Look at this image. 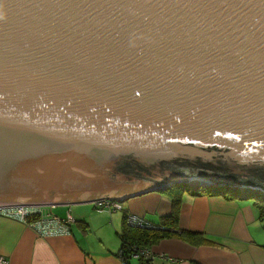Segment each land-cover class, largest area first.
Returning <instances> with one entry per match:
<instances>
[{
    "label": "water",
    "instance_id": "95a60500",
    "mask_svg": "<svg viewBox=\"0 0 264 264\" xmlns=\"http://www.w3.org/2000/svg\"><path fill=\"white\" fill-rule=\"evenodd\" d=\"M177 184L264 194V0H0V206Z\"/></svg>",
    "mask_w": 264,
    "mask_h": 264
},
{
    "label": "crops",
    "instance_id": "0c3cea01",
    "mask_svg": "<svg viewBox=\"0 0 264 264\" xmlns=\"http://www.w3.org/2000/svg\"><path fill=\"white\" fill-rule=\"evenodd\" d=\"M180 190L172 186L133 196L120 203L119 212H98L92 203L71 206L66 212L75 222L69 235L40 237L31 227L0 217V256L9 264H123L116 253L127 213L157 225L176 216L181 231L202 234L199 245L179 236L159 240L151 246L152 264H264V220L254 205L264 198L249 190L232 197Z\"/></svg>",
    "mask_w": 264,
    "mask_h": 264
},
{
    "label": "built area",
    "instance_id": "2783aa9c",
    "mask_svg": "<svg viewBox=\"0 0 264 264\" xmlns=\"http://www.w3.org/2000/svg\"><path fill=\"white\" fill-rule=\"evenodd\" d=\"M193 186L201 188L196 184ZM241 191L247 190L244 189ZM93 205L98 212H112L122 210L120 202L114 200H100L93 203ZM52 210L53 207L0 206V217L21 222L31 227L40 237L68 235L72 224L75 222L74 218L69 212H66V215L63 218L59 217L53 214ZM127 223L131 227L141 229L151 227L158 228V226H154L153 224L146 221L143 217L133 214H127ZM129 254H131V259L137 261L139 259L152 261L156 257V255H154L152 250L149 248L130 247ZM0 264H9V262L4 257L0 256Z\"/></svg>",
    "mask_w": 264,
    "mask_h": 264
},
{
    "label": "trees",
    "instance_id": "16d2710c",
    "mask_svg": "<svg viewBox=\"0 0 264 264\" xmlns=\"http://www.w3.org/2000/svg\"><path fill=\"white\" fill-rule=\"evenodd\" d=\"M175 186H177V188H180L182 192L186 191L193 193L195 195L207 194V195H223V196L225 195L227 197H232V196H236L235 192L241 191L228 187H218V186H212L207 188H197L196 186L190 184L189 185L177 184ZM253 191L256 192V190ZM256 197L259 198L257 194ZM254 205L258 210L259 219L264 220V199L256 200ZM123 216H124L123 223L119 232L120 248L117 256H119L118 258L124 264H130L131 260H133L130 257L131 254H129L130 247L151 249V246L156 244L159 240L167 237L169 238L172 236L182 237L183 239L192 242L194 245H199L203 242V237L201 233L181 231L176 225V221H177L176 216L170 217L168 222H164L160 225L153 224L154 226H158V228L151 227L144 229L129 226V224L127 223V214L124 213ZM70 233H71V229L69 234ZM138 264H152V261L139 259Z\"/></svg>",
    "mask_w": 264,
    "mask_h": 264
},
{
    "label": "rangeland",
    "instance_id": "374dc122",
    "mask_svg": "<svg viewBox=\"0 0 264 264\" xmlns=\"http://www.w3.org/2000/svg\"><path fill=\"white\" fill-rule=\"evenodd\" d=\"M258 194L257 196L259 197V198H261V196H264V194L263 193H261V192H254L253 191V194ZM255 194V195H256ZM75 206V205H74ZM71 206H57V207H54V209L56 210L55 211V213H56V215L58 214L57 212H61V213H65L66 212V209H69ZM63 211V212H62ZM112 212H119V211H112ZM63 214H61V215H63ZM60 214H58L57 216H61ZM120 248V247H119ZM118 251H119V249H118ZM118 251H117V253L116 254H118Z\"/></svg>",
    "mask_w": 264,
    "mask_h": 264
},
{
    "label": "bare ground",
    "instance_id": "6f19581e",
    "mask_svg": "<svg viewBox=\"0 0 264 264\" xmlns=\"http://www.w3.org/2000/svg\"><path fill=\"white\" fill-rule=\"evenodd\" d=\"M212 186H217V185H212Z\"/></svg>",
    "mask_w": 264,
    "mask_h": 264
}]
</instances>
